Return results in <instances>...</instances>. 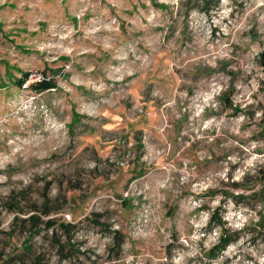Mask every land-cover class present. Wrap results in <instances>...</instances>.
<instances>
[{"label": "rangeland", "instance_id": "rangeland-1", "mask_svg": "<svg viewBox=\"0 0 264 264\" xmlns=\"http://www.w3.org/2000/svg\"><path fill=\"white\" fill-rule=\"evenodd\" d=\"M262 62L264 0H0V264H264Z\"/></svg>", "mask_w": 264, "mask_h": 264}, {"label": "trees", "instance_id": "trees-1", "mask_svg": "<svg viewBox=\"0 0 264 264\" xmlns=\"http://www.w3.org/2000/svg\"><path fill=\"white\" fill-rule=\"evenodd\" d=\"M202 1L205 5H208V0H202ZM262 65H264V62H262ZM27 77H28V73L21 72L19 78H17V79L12 78V80L19 87H21L22 83H25ZM54 88H56V84H55L54 80H52L46 76H43V78L41 80H39L38 82L32 83L30 85V89L34 90L36 92L49 91L50 89H54ZM248 176L249 175H245V183L248 182ZM243 182L244 181H241L239 183H234L233 186L236 189H245V192L253 189V186L248 187V186H246V184H245V187L242 186ZM252 196H253V194H245V196L243 193H237L236 195L233 194V198L235 200H237L239 198H243V197H245V200H246ZM51 205L52 204L49 201V199H45L43 201V204L41 205V208L38 209L37 207L34 206L35 208H33V210H31L32 213L26 219H23L21 222L24 224H26V223L28 224V230H29L30 235L39 233L42 227L46 230L52 229V232H51L52 241L54 242V245L57 247V251L60 255L66 254L67 257H70L74 254H81L82 252H80V250H79V248H77L76 244L74 242H72V232L75 229V225L70 224V223H59V224H57V220L54 218H51L50 216L53 213H57L59 211L60 207H55V206H51ZM43 217H47V219H44ZM17 220H18V218L14 217L13 223H16ZM259 220H261L260 217H259ZM212 222L218 223L222 227L224 226V222H222L221 218H218V213L216 211H213L210 218H209V223H212ZM258 225H260L261 227H264V223H262V220L260 223H258ZM57 228H59V230L63 233V235L65 237V242H63V243L60 240L61 236L58 234ZM241 231L242 230L230 231L226 228H222V231L218 237L217 244H215L212 248H210L207 251L206 255L209 256L210 258H214V257L218 256L219 254H221L226 249L227 246H229L231 243H234L235 241H237ZM112 233H113L112 250L113 251L114 250H120L121 249L120 248L121 243L119 240L120 233L118 231H115V230ZM29 248H30V245H26L25 251L27 253L29 251ZM20 260H22V258ZM20 264H25V262H23V260H22V261H20ZM28 264H46V263L44 262V258L41 255H37Z\"/></svg>", "mask_w": 264, "mask_h": 264}, {"label": "built area", "instance_id": "built-area-1", "mask_svg": "<svg viewBox=\"0 0 264 264\" xmlns=\"http://www.w3.org/2000/svg\"><path fill=\"white\" fill-rule=\"evenodd\" d=\"M43 77H41V76H38L37 77V80L39 81V80H41ZM31 81V80H30ZM30 81H28L27 83H29ZM28 84H25V86H27Z\"/></svg>", "mask_w": 264, "mask_h": 264}]
</instances>
